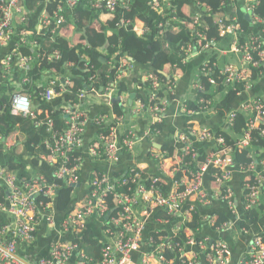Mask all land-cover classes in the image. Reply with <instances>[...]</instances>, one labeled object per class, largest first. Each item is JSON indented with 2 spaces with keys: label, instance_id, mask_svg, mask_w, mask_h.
Segmentation results:
<instances>
[{
  "label": "built area",
  "instance_id": "1",
  "mask_svg": "<svg viewBox=\"0 0 264 264\" xmlns=\"http://www.w3.org/2000/svg\"><path fill=\"white\" fill-rule=\"evenodd\" d=\"M82 1L55 2L57 8L52 15H48L46 11L41 15L38 35L41 30L52 28L54 38L59 37L58 29L67 23V11L74 10ZM87 1L92 9L114 14L120 6L128 8L132 0ZM232 1H223L221 6ZM25 2L26 0H0V47L12 41L16 19H21L20 38L11 54L1 61V66L7 73L16 62L25 73L23 83L30 84L31 80L27 75L35 58L20 53V47L30 44V33L24 25L29 21L24 8ZM147 3L152 9L160 10L169 17L166 23L159 25V38L168 34L176 36L182 28L195 32L197 41L189 45L187 52H193L197 48V53L206 54L219 48L216 41L209 39L206 34L210 29L207 22L210 18L218 25L220 38L227 42V48L220 49L221 57L237 58L239 64L221 65L219 60L209 63L208 59L203 63L202 70L199 69L200 73L207 76L212 86H223L225 91L240 90L238 94L235 92L237 97L253 90L255 83L252 81L251 67L253 65L254 68H259L257 60L264 62V36L249 35L247 41L241 44L240 34L246 35L248 31L242 28L238 17L225 13L212 15L211 7L200 3L197 14L185 13L189 20L177 17L173 0H147ZM248 10L250 22L264 25V19L253 14L254 7L250 6ZM119 23L125 28L133 26L138 37L146 34L144 23L138 19L133 24L130 21ZM200 29L204 30L205 35ZM169 47L170 44L165 43V48ZM59 59L58 51L48 58L50 62ZM69 66L71 68L74 65ZM133 68L132 60L123 59L120 61L117 78L102 87V91L96 88L97 77L94 75L87 83L88 91L79 90L78 93L71 91L72 79L69 75H58L54 70L52 74H47L46 85L39 82V96L43 101L50 105L55 101H62L61 105L49 109L36 110L32 97L27 94L13 96V115L32 120L37 129L46 127L47 136L42 144L46 154L40 156V159L52 166L54 179L70 186L79 185L87 158L104 161L109 171L95 173L91 177L87 196L77 202L58 224L54 208L58 184L48 182L42 175L20 178L1 166L0 197L3 201L0 202V215L12 220L9 224L6 221L4 225H0V264H32L19 256L18 243H32L40 223L45 222L51 229H55L58 224L64 237L75 239L76 234L91 219L103 226L105 239L99 261L86 255L72 239L54 242L48 254L36 264H198L199 254H204L209 264L230 263L231 252L224 241H211L203 237L201 224L206 219L202 221L201 216L203 207L211 206L215 200L222 201L232 214L236 213V194L231 185L236 169L249 173L243 187L245 210H252L264 199V159H255L249 151L264 142V94L254 98L249 96L243 101L244 114H248L247 128L234 142V148L228 146L223 133L234 128L239 112H228L226 109L219 111L214 100H198L196 97L193 101L182 103L183 115L191 119L196 115H204L209 110L213 111L211 115L223 113V129L213 132L195 120L188 121L184 129L175 136L180 146L178 163L168 167L166 163L170 155L163 150L161 152L151 148L149 154L154 167L157 165L160 171L159 176L147 174L144 169L136 166L128 168L124 175L113 178L111 172L117 169L124 154H132L143 142L161 135L162 131L157 126L166 121L175 101L170 97L175 95L174 88L178 87L182 79V74L178 72L171 87L157 76L151 75L148 102L134 100L128 106L125 95L118 93L117 89L120 79ZM3 78H6L5 74ZM196 87L197 90L203 89L201 85ZM157 92H162L164 98L160 100ZM92 98L100 99V103L107 106L109 111L92 116ZM114 103L126 109L125 115L120 116L114 112ZM144 115H148L150 127L138 130L133 126L132 120ZM206 144L211 149L203 160L204 153L201 155L200 145ZM7 147H10L7 138L0 136V155L2 151H7ZM235 150L240 154L247 151L251 162L237 166L233 157ZM115 171L120 172V169ZM211 171L213 185L218 190L216 193L205 189V177ZM172 184L175 190L168 196L165 195L168 186ZM195 217H198V224ZM216 224L215 217H212L210 225ZM230 229L229 223L216 226L219 233ZM195 248L197 251H194ZM136 254H141L138 262L134 260ZM241 264H264V232L254 237L251 252Z\"/></svg>",
  "mask_w": 264,
  "mask_h": 264
},
{
  "label": "trees",
  "instance_id": "2",
  "mask_svg": "<svg viewBox=\"0 0 264 264\" xmlns=\"http://www.w3.org/2000/svg\"><path fill=\"white\" fill-rule=\"evenodd\" d=\"M41 1L42 0H26L24 3V8L27 12L26 16L30 15L27 10L39 11V4ZM223 1L230 0H173V3L177 8V17L181 20H189L188 16L183 11L187 6L191 7L192 14H197L200 10L198 3L211 7L212 15L225 13L232 17H238V22L241 24L242 28L248 31V34L246 35L240 34L241 44L247 41L249 35L255 34L256 29L264 30V25L253 24L245 17V15L250 16L248 8L251 6L255 9L253 14L264 19V0H233L226 6H221ZM245 2L248 3V8L243 12L241 7ZM129 4L128 8L121 6L118 7L114 14H110L105 10L92 9L88 5L87 0H85V4H79L75 8L76 10L73 21L75 35L74 43H69L61 35L55 39L52 34V28L41 30L38 36L30 35L28 38L30 44L20 47L21 52L19 51L24 56L35 58L32 65L33 67L27 75L31 80L30 84L23 83L25 73L19 69L16 62H14L11 70L7 71V73L2 69L0 71V77L2 79L0 91L3 90L2 97L0 98V136L8 139L16 132H19L23 137L25 150L29 152V156L31 157L32 163H29L33 165V169L39 170L38 173L44 176L48 182L58 184L59 189L55 196L54 208L57 212L59 223L67 216L77 202L82 201L87 196V193L79 191L80 189L78 188L81 187V182L79 185L70 186L63 181H57L54 179V170L52 166L46 161H41L40 159V156L42 157L46 154L42 145L47 136L45 131L46 127L37 129L32 120L13 115L11 101L16 94L24 93L32 97L33 105L36 108L41 107V109H49L52 106L61 105L62 101L60 100L53 102L52 105L47 104L39 96V93L41 92L39 82L44 81V79L49 76L47 74H52L54 70L55 72H58V75H69L71 77V91L73 93H78L79 90L84 92L88 91L85 87H88L87 83L94 75L97 77L95 86L100 91V89L105 87L109 81H114L117 78L120 72V61L123 59L132 60L135 70L138 69L137 75L133 79V84L137 88L144 89L147 93L150 87L149 77L151 75L157 76L168 86L174 84V81L172 80L176 81V75L178 72H180L183 77V73L188 71L189 64L195 62V59H193L194 56L200 54L197 53V48H195L193 52L186 51L189 45H192L197 41L195 32L190 29L182 28L176 33V36L168 34L164 38H159V25L164 22L166 23L169 20V17L163 15V12L160 10L152 9L148 5L147 0H132ZM43 6H45V11L48 15H52L57 8V4L53 0L47 2L43 1ZM102 14L114 15V20L109 21L106 24H100L97 19ZM137 19L143 22L144 27L146 28V34L141 37H138L134 33L133 26L125 28L119 23L122 21H130L133 24ZM16 22L21 24L20 17L16 19ZM68 22L70 23L69 20ZM207 22L210 24V29L206 32L207 37L209 39H214L219 48H221V46H226L227 43H222L223 39L220 38L218 34V25L210 18ZM95 23L99 25V28L94 26ZM24 25L27 30H31L33 25H35V21L29 17L28 23ZM63 27L64 26H61L58 29L60 34L65 29ZM200 31L205 35L204 30L200 29ZM77 38L80 39V42H75ZM165 43L170 44L169 49L165 48ZM12 49L13 47L11 50ZM55 51L60 53V59L50 62L48 58L49 56H52ZM1 55H3V53L0 54V57ZM226 58L227 57H225V59ZM216 60L219 59L213 57L209 60V63H214ZM256 62L259 63V68H254L253 65L251 67L252 81L255 83L254 88L264 77V62L260 63L258 60ZM227 63L228 62H226V64ZM70 64H73L74 66L70 68ZM202 67L203 64L199 69L202 70ZM4 74L6 78H3ZM124 78L125 77L118 82L117 90L118 93L124 94L128 101L130 96V85ZM15 80L16 82L20 81L21 86L19 88L16 83H14ZM195 84L201 85L203 88L197 90L196 97L198 100H218V97L220 95L222 96L217 105V110L219 111L227 108L233 109L234 107L230 106L238 101H236V91H225L223 86L210 85L207 76L200 73V70ZM173 92L175 95H171L170 99H176L178 87L176 89L174 88ZM248 94H245L246 99L249 97ZM149 97L150 93L145 96L139 94L137 95V98L135 97V100L148 102ZM157 97L161 100L164 98V94L162 92H157ZM244 100L245 99L242 97V101ZM112 107L117 115L122 116L125 114L123 108L120 107L118 103H114ZM247 122V115L239 113L234 128L223 133L229 147H235L234 142L243 135L247 128ZM164 123L157 126L161 131L165 125ZM202 146L204 145H200V149ZM257 148L264 150V142L258 144ZM163 151L172 155L175 148L173 146H165L163 147ZM249 151L253 153L252 149ZM11 152H14V150L1 152V166L8 171L15 172L20 178L32 177V175L24 169L26 166L25 162L19 156H16ZM201 152L202 155L204 153L202 149ZM248 154L247 151L240 154L235 150L233 157L236 161V165L239 166L238 163H250L251 159L248 157ZM253 155L257 160L264 159V151H262L260 155L257 152L253 153ZM202 156V159L204 160L205 154ZM115 170L117 169H113L111 172L113 178L120 174L124 175L127 171L126 169H120V172ZM42 199L46 201L45 198H41V200ZM1 201H3L2 197H0V202ZM195 220L198 224V217H195ZM6 221V217L0 215V225H4ZM90 221H93V219ZM90 221H88L85 228L81 229V232L76 234L75 239L67 236L64 241H70L73 239L74 242L79 244L80 248L86 255L95 261H99L102 257L101 250L104 247V243L95 238L90 227ZM192 227L195 228L193 225ZM37 235L38 231L35 236L37 237Z\"/></svg>",
  "mask_w": 264,
  "mask_h": 264
},
{
  "label": "crops",
  "instance_id": "3",
  "mask_svg": "<svg viewBox=\"0 0 264 264\" xmlns=\"http://www.w3.org/2000/svg\"><path fill=\"white\" fill-rule=\"evenodd\" d=\"M43 1L47 2L49 0L41 1V3L39 4V11L36 10L29 11L26 8V10L30 13V15H28L30 19L32 18V20L34 19L35 21V25H33L31 30L30 29L27 30L28 33H30V35L38 36V31L40 28V20H41L40 18L43 12L45 11V6H43ZM53 1L57 2L59 0H53ZM81 3L85 4V0H83ZM246 8H248L247 2L244 3V5L241 7V10L245 12ZM75 10L76 9L72 11L69 10L67 11L66 13L67 23L63 27L65 28L64 31L60 34L69 43H74L75 35H74L73 21L75 16ZM183 11L186 14H192V9L189 6L185 7ZM68 20L70 21V23L68 22ZM97 20L99 21L100 24H106L109 21L114 20V15L102 14ZM19 26L20 24L16 22L14 25V33L12 36V41L8 45L6 44L5 46L0 47V54L3 53V55H1L0 57V71L2 69L1 60L5 56L11 54V48L12 47L14 48L16 42H18L20 38ZM94 26L99 28V25L97 23H95ZM255 32H256L255 34H260L264 36V30L256 29ZM75 42H80V39L77 38ZM225 47L226 46H223L222 48H217L209 53L194 56L193 59H195V62L189 64L188 71L183 73V77L178 83V93L176 98L177 102L172 103L169 109L168 117L164 123L165 125L163 127L161 135H159L154 139H149L148 141L143 142L135 149V151L132 154H124L121 158L120 163L118 164L119 168L117 167V169L127 170L130 167L137 166L140 167L141 169H144L147 174L159 176L160 171L157 165L154 167V164L151 163L149 159L151 158L149 154L151 148H154L162 152L163 147L173 146L175 148V151L173 152L172 155H170L169 158H167V163H166L168 167H171L179 162L178 151L180 149V146L177 144L175 136L176 134L180 133L182 129H184L188 121L195 120L202 127L213 128V130H217V131L223 129L224 115L222 113L218 115L217 114L211 115L212 117L209 119L207 117H204L203 115H196L191 119H187L186 116L183 115V113L181 112L180 106L185 101H193L194 99H196L197 87L195 81L199 76V67L205 61L213 57H216L217 59L220 60L221 65L226 64V62L239 64L238 63L239 60L237 58L227 57L225 59L224 57H221L220 49H223ZM137 72L138 69L135 70L134 68V70L132 69L124 76L125 77L124 79L128 81L130 85V91H129L130 95L135 94L136 98L137 95L139 94L142 96L148 94L144 89L137 88L134 86L133 79L137 75ZM14 83H16L18 88L21 86L20 81L16 82L15 80ZM2 92L3 90L0 91V98L2 97ZM263 94H264V77L259 84L255 85L253 91H251L248 95L249 96L251 95V97H258V96H262ZM245 96L246 95L243 96V99H246ZM91 101L94 102V104L91 107L92 115H96L99 112L109 111V108L104 104L100 102H96L94 100ZM34 108L36 110L41 109V107L36 108L35 106ZM124 113H126V109L124 110ZM129 119H133V118L129 117ZM132 122H133V126L138 130H144L150 127V121L148 115L134 118ZM7 141L10 144V147H7V152L14 150V152L11 153H13L16 156H19L25 162L26 166L24 167V169L26 170V172L30 173L32 176L41 175L38 173L39 170L37 169L34 170L33 165L29 163L31 162V157L29 156V152L25 150V146L23 144L24 140L23 137L20 135V133L16 132L11 137H9ZM201 149L204 152V154H206L211 148L210 145L206 144L202 146ZM262 151L264 150L260 148L259 149L256 148L253 150V153L257 152L260 155ZM252 156L254 157V155ZM107 168L108 166L104 161H95L93 159L87 158L81 171V187L78 188L80 189L79 191L81 192L84 191L88 193L89 190L88 183L91 177L95 173L108 172L109 170ZM212 176H213V171H211V173H208V175L205 177V189L208 192H211L213 190V192L216 193L218 192V190L216 189L215 185L209 184V181L213 180ZM248 176L249 173H242L238 171V169L235 170V173L233 175L231 185L234 187L236 192L235 214L229 212L228 208L224 206L225 204L222 201L215 200L211 206L203 207V215L201 216L202 221L206 219V222L201 224L202 225L201 231L203 232L204 235L203 237H207L209 238V240L211 239V241L221 240L228 245L229 250L231 252V258L229 264H241L243 261H245L248 258L249 253L251 252V243L254 237L264 232V199L261 200L258 206H256L250 211H246L243 205V201L245 197V192L243 187ZM55 217L58 222V215L56 210H55ZM212 217H215V221L217 222L216 226H219L224 223H229L231 225V229L229 231L219 233L216 230V226L210 225V221ZM11 220L12 219L7 218V224L11 223ZM58 224L55 229H51L47 226L45 222L40 223L38 227V235L37 237H35V240L32 243L30 244L18 243L19 256L22 257L24 260L29 261L32 264H36L41 258L45 257L48 254L50 246L54 242L57 241L61 242L64 241L66 238L63 236V233H61ZM90 224H91L90 227L95 235V238L98 239L100 242H103L105 239L103 235V226L98 221L95 220L90 221ZM143 249L147 250L146 247H144ZM194 251H197V248H195ZM140 257L141 254H136L134 256V260L138 262L140 260ZM198 264H209L204 254H199Z\"/></svg>",
  "mask_w": 264,
  "mask_h": 264
},
{
  "label": "rangeland",
  "instance_id": "4",
  "mask_svg": "<svg viewBox=\"0 0 264 264\" xmlns=\"http://www.w3.org/2000/svg\"><path fill=\"white\" fill-rule=\"evenodd\" d=\"M222 43H227L226 41H222ZM225 48H227V47H225ZM133 70H134V68H133ZM46 83H47V78H45L44 79V81H41V84L42 85H46ZM238 91H240V90H237L236 91V93L238 94ZM243 94V93H242ZM241 94V95H242ZM130 97V96H129ZM221 95L218 97L219 99H221ZM243 97V96H242ZM242 97H237V99H236V101L237 102H235V104H233L232 106H230V107H234L233 109H231V108H227L226 109V111H228V112H234V111H236V112H239V113H242V114H244V109H243V101H242ZM177 98V97H176ZM219 99L217 100H214V104H215V106H217L218 105V103H219ZM92 100H94V101H96V102H101V100L100 99H98V98H92ZM134 100H135V98H134ZM174 102H177V100L175 99V101ZM128 106H130V104H129V98H128V104H127ZM182 107V105L180 106V109H182L181 108ZM213 113V111L212 110H209V111H207L203 116L204 117H207L208 119L209 118H211L212 116H211V114ZM223 114V113H222ZM125 115V114H124ZM224 115V114H223ZM247 117H248V114H247ZM206 128H208V127H206ZM208 129H211L213 132L214 131H216V130H213V128H208ZM150 162L152 163L153 162V160H152V158H151V160H150ZM214 180V179H213ZM213 180H211V181H209V184H213ZM175 189H174V184H172V185H169L168 186V188H167V190H166V192L164 193L165 195H169V194H171L173 191H174Z\"/></svg>",
  "mask_w": 264,
  "mask_h": 264
},
{
  "label": "water",
  "instance_id": "5",
  "mask_svg": "<svg viewBox=\"0 0 264 264\" xmlns=\"http://www.w3.org/2000/svg\"><path fill=\"white\" fill-rule=\"evenodd\" d=\"M247 18L249 19L248 15H247ZM85 89L88 90V87H85ZM101 91H102V89H101ZM134 98H135V94L130 95V97H129V104L130 105H132ZM114 102H116V101H114Z\"/></svg>",
  "mask_w": 264,
  "mask_h": 264
},
{
  "label": "clouds",
  "instance_id": "6",
  "mask_svg": "<svg viewBox=\"0 0 264 264\" xmlns=\"http://www.w3.org/2000/svg\"><path fill=\"white\" fill-rule=\"evenodd\" d=\"M246 18H247V15H246ZM248 19V18H247ZM249 20V19H248ZM238 164H240V163H238ZM234 175V174H233ZM232 181V180H231ZM233 187V186H232ZM234 188V187H233ZM234 191H235V189H234ZM235 194H236V192H235Z\"/></svg>",
  "mask_w": 264,
  "mask_h": 264
}]
</instances>
